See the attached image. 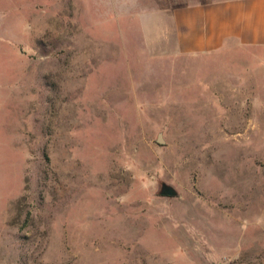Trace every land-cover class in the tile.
Masks as SVG:
<instances>
[{"label":"rangeland","instance_id":"1","mask_svg":"<svg viewBox=\"0 0 264 264\" xmlns=\"http://www.w3.org/2000/svg\"><path fill=\"white\" fill-rule=\"evenodd\" d=\"M211 1L0 0V264H264V47L159 29Z\"/></svg>","mask_w":264,"mask_h":264},{"label":"crops","instance_id":"2","mask_svg":"<svg viewBox=\"0 0 264 264\" xmlns=\"http://www.w3.org/2000/svg\"><path fill=\"white\" fill-rule=\"evenodd\" d=\"M179 4L178 8L161 11L158 16L163 19L166 15L169 22L172 20V26L167 22L159 29L166 33L172 29L182 52L211 53L224 49L229 42L264 47V0Z\"/></svg>","mask_w":264,"mask_h":264},{"label":"water","instance_id":"3","mask_svg":"<svg viewBox=\"0 0 264 264\" xmlns=\"http://www.w3.org/2000/svg\"><path fill=\"white\" fill-rule=\"evenodd\" d=\"M158 143H160V144L164 143V140L162 138V134H159ZM160 194L162 196H166V197H176L178 195V192L173 186H171L167 183H163L161 186Z\"/></svg>","mask_w":264,"mask_h":264}]
</instances>
